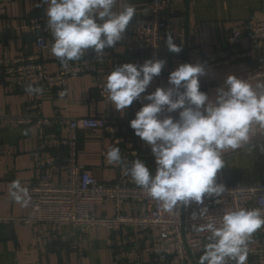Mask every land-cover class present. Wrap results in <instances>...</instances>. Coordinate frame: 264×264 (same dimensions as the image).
I'll return each mask as SVG.
<instances>
[{
  "label": "crops",
  "instance_id": "crops-1",
  "mask_svg": "<svg viewBox=\"0 0 264 264\" xmlns=\"http://www.w3.org/2000/svg\"><path fill=\"white\" fill-rule=\"evenodd\" d=\"M149 0H117L114 11H121L126 5L135 7L132 21L147 8ZM172 26L180 35L181 53H171L168 48L160 51V59L166 60L160 77L154 78L149 92L157 87H168V76L182 63H201L204 53L225 45L228 33L243 22L264 21V0H170ZM0 16V58L8 64L22 55L38 53L35 46L36 34L28 28V22L33 19L47 17L48 4L44 0H8L2 6ZM54 38L47 40V49L40 52L43 64L49 73H55L62 63L52 53ZM241 47H247V41L241 42ZM185 48L187 51L185 52ZM146 55L138 40L125 32L122 39L113 47L105 49L99 56L88 50L81 58L96 60L97 73L85 74L70 82L66 88L65 98L57 101L52 90L38 88L39 91L28 92L27 88L9 90L0 85V118L20 117L24 109L37 104L43 117L59 116L69 119L100 118L106 121H117L126 124L130 143L124 142L121 136L116 141L100 130H84L77 135L78 163L89 170L100 183L111 184L117 179L119 162L110 163L107 152L112 147H118L120 153L131 150L134 155L129 161L139 159L155 174L157 164L151 151V146L134 134L129 126L136 112L143 103H133L122 116L115 110L112 103L101 101L95 91L99 80H107L108 74L115 67L124 63L138 64ZM257 61L253 57L248 61L236 62L207 72L200 77V84L211 90L215 101L216 89L223 86L230 74L256 86L264 83V78L253 77L257 70ZM226 88V87H225ZM37 89V88H35ZM260 91V89H257ZM169 115L166 111L162 116ZM170 115L178 118V111ZM51 131L63 138H68V132L59 126ZM39 130L31 125L0 124V264H113L112 254L106 243L110 238L116 247L128 243H139L141 255L138 260L128 264H165L152 260L142 252L144 245L153 240L143 237L140 230L128 225H118L109 234L101 227L73 226H28L13 223L12 220H22L27 216L28 190L36 180L37 155L43 152L39 147ZM250 139L237 149L223 150L222 157L225 167L222 169L229 185L264 184V127L253 124L249 133ZM61 165L66 157V151L55 152ZM132 179V177L129 175ZM133 180V179H132ZM19 184V189L13 184ZM57 185H66V172L61 170L59 176H53ZM134 182V180H133ZM135 183V182H134ZM20 189L24 191H20ZM17 192L20 200L13 197ZM24 192L27 195H24ZM151 207L146 204L124 202L120 209L122 217H136L149 212ZM115 215L113 204L106 203L98 208L97 217L111 219ZM153 237L154 231L148 232ZM72 245L74 248H72ZM253 264H264V252Z\"/></svg>",
  "mask_w": 264,
  "mask_h": 264
},
{
  "label": "built area",
  "instance_id": "built-area-1",
  "mask_svg": "<svg viewBox=\"0 0 264 264\" xmlns=\"http://www.w3.org/2000/svg\"><path fill=\"white\" fill-rule=\"evenodd\" d=\"M7 2L8 0H0V16L4 13L2 6ZM170 5V0H149L146 10L130 22L126 32L134 36L141 47L149 52L138 65L146 59H160V51L167 48L168 35H171L174 43L180 46V35L172 26ZM28 28L36 34L35 46L38 53L18 56L11 64L0 58V85L9 90L28 88L29 85L33 89L52 90L56 100L62 101L70 82L82 75L97 73L98 61L84 58L62 62L55 73H49L40 57V52L48 47V38H54L48 27V17L30 20ZM243 40L247 41L246 48L241 47ZM253 57L258 66L253 77L264 78V21L243 22L233 28L226 37L225 45L204 53L201 64L207 73L236 62L251 60ZM105 84L106 80L97 81L95 91L101 101L111 103ZM200 86L202 91L208 93L210 101L214 102L211 90L205 85ZM149 89L150 87L147 92ZM143 95L140 101L133 103L144 102ZM0 124L36 126L40 132L39 147L43 152L49 151L36 157L38 175L28 190L27 216L19 221L12 220L13 223L28 226L101 227L109 234L115 226L128 225L139 229L143 237L147 235L146 239L153 240L142 248V252L152 260L165 264H199L211 233L195 231L193 223L199 225L212 221L219 226L225 212L240 208H258L264 213V184L229 185L222 169L217 175V182L223 183L226 191L220 197H205L202 204L193 202L189 206H181L173 212H168L161 202L150 197L147 190L136 185L127 174L129 161L134 155L129 149L120 153L122 161L119 162L116 181L111 184L98 182L91 172L77 161V135L84 130H100L114 141L117 136H121L123 140L125 139L124 142H129L130 132L126 124L89 117L47 118L41 115L37 104L25 108L20 117L0 118ZM55 126L66 129L68 138L54 134L51 129ZM59 149L66 151L63 165L55 154ZM61 170L66 172V185H57L53 182V176H59ZM124 202L146 204L151 209L144 215L122 217L120 209ZM106 203L113 204L115 212L108 220L97 217L98 208ZM203 208L205 209L202 218L193 221L192 213L196 212L199 215ZM151 231L156 233L153 238L146 234ZM106 243L112 254L113 264H128L138 260L141 255L139 243L132 242L116 247L110 238ZM247 248L245 264H253L264 252V226L251 235L247 241ZM228 264L236 262L229 260Z\"/></svg>",
  "mask_w": 264,
  "mask_h": 264
},
{
  "label": "clouds",
  "instance_id": "clouds-1",
  "mask_svg": "<svg viewBox=\"0 0 264 264\" xmlns=\"http://www.w3.org/2000/svg\"><path fill=\"white\" fill-rule=\"evenodd\" d=\"M48 4V27L54 37L52 53L62 62L79 60L86 51L98 56L113 48L126 32L135 15V7L126 5L114 11L117 0H44ZM169 51L179 53L182 47L167 36ZM164 59H146L142 64L124 63L114 68L106 80L108 99L122 116L134 101L143 99L130 120L134 134L151 146L157 169L151 174L146 164L136 159L127 169L136 185L161 202L163 208L173 212L193 202L202 204L205 197H220L225 193L217 175L225 167L223 150L237 149L249 141L253 124L264 127V83L255 87L235 75L224 81L227 87L216 89L214 102L201 90L200 77L206 74L201 63H182L168 76V87L147 90L165 67ZM260 89V91H257ZM28 92L39 91L31 85ZM169 115L162 116L164 112ZM178 111V118L170 115ZM110 163L121 162L120 149L107 152ZM13 188L19 189L14 183ZM20 191H24L20 189ZM17 200L21 196L12 193ZM24 195H27L24 192ZM219 202V201H218ZM193 212V221L203 216ZM195 231H208L211 235L204 246L199 264H245L247 241L264 226V213L260 209L227 211L221 223H193Z\"/></svg>",
  "mask_w": 264,
  "mask_h": 264
},
{
  "label": "water",
  "instance_id": "water-1",
  "mask_svg": "<svg viewBox=\"0 0 264 264\" xmlns=\"http://www.w3.org/2000/svg\"><path fill=\"white\" fill-rule=\"evenodd\" d=\"M187 51V48H185V52ZM148 51L146 50V55H148ZM171 53H174V52H171ZM179 53H181V51L179 52Z\"/></svg>",
  "mask_w": 264,
  "mask_h": 264
},
{
  "label": "trees",
  "instance_id": "trees-1",
  "mask_svg": "<svg viewBox=\"0 0 264 264\" xmlns=\"http://www.w3.org/2000/svg\"><path fill=\"white\" fill-rule=\"evenodd\" d=\"M131 133V132H130ZM131 135H132V133H131Z\"/></svg>",
  "mask_w": 264,
  "mask_h": 264
}]
</instances>
